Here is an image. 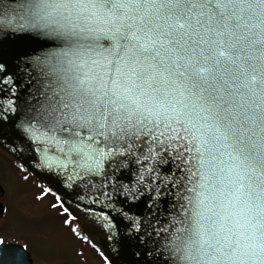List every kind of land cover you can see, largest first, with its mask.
Wrapping results in <instances>:
<instances>
[{
    "label": "snow or ice",
    "instance_id": "obj_1",
    "mask_svg": "<svg viewBox=\"0 0 264 264\" xmlns=\"http://www.w3.org/2000/svg\"><path fill=\"white\" fill-rule=\"evenodd\" d=\"M10 32L42 50L18 79L0 40V140L75 235L100 205L149 264H264V0H0Z\"/></svg>",
    "mask_w": 264,
    "mask_h": 264
},
{
    "label": "rangeland",
    "instance_id": "obj_2",
    "mask_svg": "<svg viewBox=\"0 0 264 264\" xmlns=\"http://www.w3.org/2000/svg\"><path fill=\"white\" fill-rule=\"evenodd\" d=\"M0 187L5 193L0 238L8 244L27 245L33 264H105L97 249L82 239L83 234L75 235L64 224L67 216L60 214L62 209L51 208L53 196L36 199L43 184L1 151Z\"/></svg>",
    "mask_w": 264,
    "mask_h": 264
},
{
    "label": "water",
    "instance_id": "obj_3",
    "mask_svg": "<svg viewBox=\"0 0 264 264\" xmlns=\"http://www.w3.org/2000/svg\"><path fill=\"white\" fill-rule=\"evenodd\" d=\"M10 2L15 3V0H10ZM21 35L23 34L11 32L7 35V37L0 35V40L5 41L4 46L6 49V55L3 58L12 69V71H10L8 74L12 75L15 73L18 79H23L21 68L23 66L24 58L26 56L36 54L42 50L36 45L22 46L18 40V37ZM4 87L5 86L3 84H0V89H3ZM10 93L11 85L7 87V90L0 91V101L6 102V99L9 97ZM0 146L10 153L18 161V163H20V161L17 159V156L11 151V149L15 147L13 143L0 140ZM44 174L46 173H38L37 171H33L32 173V175L43 182V184L44 181L42 176ZM94 207L97 209L96 225L90 234H93L92 236L97 239L101 246V251H103L105 257L107 256L110 258L111 264H149L151 257L146 255L145 245L140 240L138 234H132L127 231L125 227L127 221L116 215L115 212H111L110 209H103L105 213H110L113 217H115V223L118 226L111 228V232L115 233V235L112 240H109L108 236L110 234V229L106 226L108 222L99 217V210L101 206L96 205ZM133 211L138 213L140 210L133 209ZM147 247L150 248L151 243H149ZM138 252L141 253V255H137Z\"/></svg>",
    "mask_w": 264,
    "mask_h": 264
},
{
    "label": "flooded vegetation",
    "instance_id": "obj_4",
    "mask_svg": "<svg viewBox=\"0 0 264 264\" xmlns=\"http://www.w3.org/2000/svg\"><path fill=\"white\" fill-rule=\"evenodd\" d=\"M0 151H1V153L2 154H4L5 156H7V157H9L7 154H6V152H4V151H2L1 149H0ZM10 159H12L11 157H9ZM13 160V159H12ZM14 161V160H13ZM15 162V161H14ZM16 163V162H15ZM4 196H5V193L3 194V196L0 198V204L1 205H3V199H4ZM1 200H2V202H1ZM5 206L3 205V214H4V210H5V208H4ZM2 214V217L0 218V219H2L5 215H3Z\"/></svg>",
    "mask_w": 264,
    "mask_h": 264
}]
</instances>
